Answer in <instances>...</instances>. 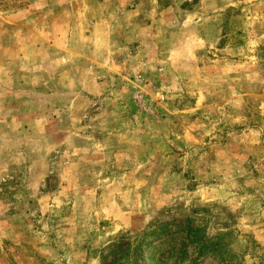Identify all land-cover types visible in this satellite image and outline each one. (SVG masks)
Instances as JSON below:
<instances>
[{
  "label": "rangeland",
  "instance_id": "1",
  "mask_svg": "<svg viewBox=\"0 0 264 264\" xmlns=\"http://www.w3.org/2000/svg\"><path fill=\"white\" fill-rule=\"evenodd\" d=\"M0 264H264V0H0Z\"/></svg>",
  "mask_w": 264,
  "mask_h": 264
}]
</instances>
